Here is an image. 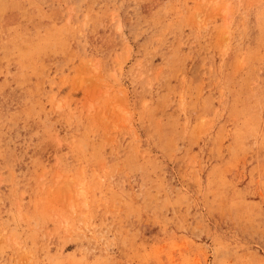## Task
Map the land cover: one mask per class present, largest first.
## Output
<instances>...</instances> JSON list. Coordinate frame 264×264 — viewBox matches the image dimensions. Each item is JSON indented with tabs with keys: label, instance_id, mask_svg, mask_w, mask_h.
<instances>
[{
	"label": "rangeland",
	"instance_id": "374dc122",
	"mask_svg": "<svg viewBox=\"0 0 264 264\" xmlns=\"http://www.w3.org/2000/svg\"><path fill=\"white\" fill-rule=\"evenodd\" d=\"M0 264H264V0H0Z\"/></svg>",
	"mask_w": 264,
	"mask_h": 264
}]
</instances>
